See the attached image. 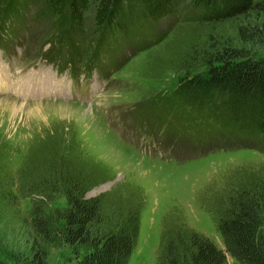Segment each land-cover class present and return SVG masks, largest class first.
I'll list each match as a JSON object with an SVG mask.
<instances>
[{
  "label": "rangeland",
  "instance_id": "1",
  "mask_svg": "<svg viewBox=\"0 0 264 264\" xmlns=\"http://www.w3.org/2000/svg\"><path fill=\"white\" fill-rule=\"evenodd\" d=\"M190 1L180 0L177 13L158 22L141 50L124 38L117 40L121 47L101 40L95 30L98 0H89L81 38L68 34L58 16L40 15L41 3L29 4L15 21L0 14V256L8 264L76 262L59 234L45 248L47 255L40 250L31 217L38 196L18 191L31 151L56 132L66 140L76 133L88 155L109 167L110 178L88 195L134 186L144 190L141 233L130 264H158L163 216L173 210L183 209L192 227L226 249L204 206L211 207L217 191L227 192L240 173L264 170V149L253 138L195 123L166 99L187 66L204 70L208 51L230 45L264 55V36L245 41L239 34L240 25L251 23L264 34V16L199 25L188 20ZM33 69L42 76L24 93L15 87V77ZM58 72L66 78L63 92ZM65 202L64 196L49 200L48 212ZM226 256L227 264H241Z\"/></svg>",
  "mask_w": 264,
  "mask_h": 264
},
{
  "label": "trees",
  "instance_id": "2",
  "mask_svg": "<svg viewBox=\"0 0 264 264\" xmlns=\"http://www.w3.org/2000/svg\"><path fill=\"white\" fill-rule=\"evenodd\" d=\"M29 1L0 0L5 4L0 14L15 21L23 18L29 4L41 3L40 15L58 16L59 25L68 26V34L83 36L89 0ZM189 7L188 20L199 25L253 13L264 16V0H191ZM179 8L180 0H98L95 30L101 40L111 39L120 46L117 40L124 38L141 50L155 25ZM259 31L252 23L239 28L245 41L263 38ZM204 60L202 71L186 67L167 105L186 111L195 123L212 130L253 138L264 149V55L222 45L208 51ZM59 134L35 145L21 172L18 191L38 196L31 214L36 244L47 255L45 248L59 234L71 247L75 264H130L141 233L144 190L134 186L88 195L110 178L109 167L88 155L76 133L67 140L58 139ZM217 193L211 207H204L226 249L192 227L183 209L173 210L163 216L158 264H227L226 253L241 264H264V170L240 173V180L227 192ZM56 196H64L66 202L51 214L46 204ZM0 264L8 262L0 256Z\"/></svg>",
  "mask_w": 264,
  "mask_h": 264
}]
</instances>
